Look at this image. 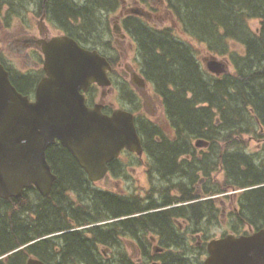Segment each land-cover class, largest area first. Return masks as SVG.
I'll return each instance as SVG.
<instances>
[{"label": "trees", "instance_id": "obj_1", "mask_svg": "<svg viewBox=\"0 0 264 264\" xmlns=\"http://www.w3.org/2000/svg\"><path fill=\"white\" fill-rule=\"evenodd\" d=\"M86 1L87 7L72 3L70 7L51 6L50 9L54 13L58 10L62 22H66L67 16L75 22L77 16H82L85 26L94 33L101 9L112 12L118 1ZM165 1L182 32L203 43L212 54L228 58L233 70L220 76L206 71L194 47L179 38L171 27H152L141 18L136 22L131 20L133 25L126 24L142 62V72L161 98L172 130L169 137L161 135L163 144L155 146L157 170L163 175L167 168L178 167L175 158L185 149L193 151V140L207 141L208 153L202 155L203 176H211L207 166H219L223 171L222 180L215 184L224 190L227 185L233 189L259 185L240 191L237 203L239 218L250 221L255 229L264 228V185H261L264 167L243 150L247 143L242 139L249 131L247 126L255 123L256 118L263 126V133H258L257 137L264 139V0ZM254 18L259 21L257 30L251 29L248 23ZM231 43L240 50L234 49ZM91 49L98 47L92 44ZM11 82L21 90L14 77ZM28 83L30 85V79ZM148 128L146 134L141 125L137 126L144 141L158 131L152 126ZM226 141L225 146L221 145ZM46 158L56 175L47 196L27 188L20 197L0 198V256L21 246L19 251L1 258L0 264H25L30 256L46 264H133L126 255L120 260L103 258L99 245L114 247L103 236L101 227L104 225L73 227L127 216L125 220L109 222L106 227L112 231L118 223H124L125 229L135 224L146 233L167 229L170 210L136 214L143 208L138 204H142V200L120 198L93 187L83 169L59 142L49 146ZM210 186L215 185L210 183ZM164 188L163 185L159 189ZM200 207L204 214L210 204L203 202ZM172 259L166 264H203Z\"/></svg>", "mask_w": 264, "mask_h": 264}, {"label": "flooded vegetation", "instance_id": "obj_2", "mask_svg": "<svg viewBox=\"0 0 264 264\" xmlns=\"http://www.w3.org/2000/svg\"><path fill=\"white\" fill-rule=\"evenodd\" d=\"M117 1L118 6L114 11L107 13L105 9H101L100 18L97 16L95 20L96 31L91 33L85 26L82 16H77L76 22L67 16L66 22H62L58 17V10L54 13L50 9L51 6H71L72 3L77 7L83 5L87 7L86 0H0V31H4V37L0 41V63L8 71L10 80L14 77L21 89L17 88V90L33 100L36 84L45 74L43 42H48L55 36L66 35L82 47L90 49L92 44L97 43L98 49V44L105 47L101 51L114 54L108 57L111 64L108 72L111 86L109 88L96 84L89 86L84 93L86 104L92 106L99 101L102 104V112L108 115L115 108L125 109L133 114L135 125H141L146 134L149 132V126L155 127L158 131L156 130L152 136L148 135L147 141H144V137H140L141 154L122 149L116 158L107 163L108 172L104 178L96 182L90 181V183L103 182L102 188H98L101 191L116 194L120 198L142 200V204L140 202L138 204L143 208L136 214L170 210V222L165 231L160 229L147 233L135 224L130 229H125L124 223H118L116 230L112 231L106 227L110 222L108 220L122 221L127 216L101 219L84 226H105L101 227L103 236L114 247H100L104 259L120 260L126 255L133 264H166L175 257L176 261L188 260L192 263L205 264L204 260L208 256L207 245L211 240L227 234L247 235L258 229H255L256 226L245 218H239L238 192H234L230 185H227V190H224L222 186L221 188L220 185L215 184L216 175L223 172L219 171L218 166L206 167V170L211 172V179L203 176L202 155L208 153L207 147H202L206 145L205 143L198 145L197 141H193L192 145L195 147L193 151L187 152L185 149L175 158L178 167L174 166L169 170L167 168L163 175L157 170V159L154 158L155 146L163 144L161 135L169 137L172 130L165 118L161 98L142 72V62L137 56L135 42L130 38L126 26V24L133 25L138 18H141L150 26L157 27L153 22L157 18L156 9L153 0ZM136 8L144 9L148 12L147 15L141 17L133 13ZM110 14L114 15L112 26L107 19ZM131 20L134 21L133 24ZM107 35H111L113 39H105ZM126 48L127 56L132 50L135 55L134 61L123 60L125 57L123 51ZM6 51L10 52L8 56L4 55ZM28 79L31 80L30 85ZM112 84L120 90V100L123 103L121 106L114 107L113 102L104 99L105 95L111 91ZM148 113H150L149 116ZM263 140L257 139V144L263 146ZM182 147L186 146L182 144ZM121 157H125L126 159L123 160L126 161H122ZM181 162L184 163L181 164ZM136 166L144 168L148 189L129 190L124 187V183L132 181L129 175H124L125 169ZM111 180L119 182L122 186L110 189L107 185ZM210 183H214L215 186L212 188ZM163 185L165 188L159 189ZM209 190L217 191L210 193ZM203 202L210 204L209 210L204 214H202L204 209L200 207ZM125 245L131 248L132 253L129 254L126 251Z\"/></svg>", "mask_w": 264, "mask_h": 264}, {"label": "water", "instance_id": "obj_3", "mask_svg": "<svg viewBox=\"0 0 264 264\" xmlns=\"http://www.w3.org/2000/svg\"><path fill=\"white\" fill-rule=\"evenodd\" d=\"M133 13H147L136 8ZM116 28V26H115ZM45 74L35 87L34 100L16 90L0 63V198L18 197L28 187L45 196L55 180L46 149L59 141L96 181L107 162L121 149L141 154V140L131 112H102L101 102L87 106L84 92L95 83L108 87L111 65L96 49L80 46L62 35L42 43ZM206 69L222 74L227 64L215 57ZM198 145L203 142L197 141ZM205 264H264V228L248 235L227 234L207 245ZM25 264H45L29 257Z\"/></svg>", "mask_w": 264, "mask_h": 264}, {"label": "rangeland", "instance_id": "obj_4", "mask_svg": "<svg viewBox=\"0 0 264 264\" xmlns=\"http://www.w3.org/2000/svg\"><path fill=\"white\" fill-rule=\"evenodd\" d=\"M152 2H153V5H154V7L156 9V15H157V18L155 20H153V22H154V24L157 27H160V28L171 27L179 38L183 39L184 41L189 42L194 47V49H195V51L197 53V57L199 58V60H200L202 65L205 63V60H208L210 57L215 56L219 60H223L224 59L225 61H227V63H228V73L232 72V70H233L232 66L233 65H231V63L228 60V58H223V57H220V56L212 54L211 52H209L207 50L206 46L203 43H200V42H197L196 40H193L192 38H190L189 36H187L186 34H184L182 32V30H181V28L179 26V23L175 19V17L173 16L171 10H169L166 7V1L165 0H153ZM113 16L114 15L110 14L109 17L107 18V19H109L108 22H109L110 26L113 25V21H112V17ZM248 23H249V26H250L251 29L257 30L258 25H259L258 19H255V18L254 19H250L248 21ZM3 32L4 31H0V41H2V39L4 37ZM105 39H107V40L111 39L112 40L113 38L111 37V35H107ZM231 45L233 46L234 49L240 50V47H238L236 44L231 43ZM98 46H100L99 47L100 50H104V48H105V47H101L100 44H98ZM127 51H128L127 48H126L125 51H123L124 52L123 55H125L123 60L127 61V62H132V60L134 61L133 57H135V55L133 54L132 50L129 51L128 56L125 54ZM103 53L106 56H108V57L110 55H112V56L114 55V54H112L110 52H106V51H104ZM9 54H10V52L8 53L7 51L4 53L5 56H8ZM118 55L121 56V53L118 52ZM111 88H112L111 91L108 92L105 95L104 99L106 101L113 102V106L114 107L121 106L123 103L120 100V98H121V95L119 93L120 90L117 88V86L115 84H112ZM149 114L150 113H148V116H149ZM247 116H248V114H247ZM247 128L249 129V131H247V133H244L243 136H242V139L244 141L246 140V143H247V145L244 147L243 150L246 151L247 153H249L254 159H256L257 163L263 165V167H264V145L263 146H259L257 144V139H258L257 135H258V133H260L259 124L257 122L251 123V126H247ZM227 142L228 141H226L224 143H221V145L225 146V144ZM202 147H204V146H202ZM213 149L216 150V143L213 144ZM210 157L212 159L214 158L212 153H211ZM120 159L122 161H126V160H123V159H126L125 157H121ZM215 161L216 160H214V162ZM219 171H222L220 169V167H219ZM125 174L129 175L130 178L132 179L131 182H127V183L123 184L126 189H129V190L139 189L140 190V189H148L149 188L148 182L146 181L144 168L142 166L141 167L136 166V167H133V168L128 167V168L125 169L124 175ZM216 178L220 182L222 180V172H219L216 175ZM103 185H104L103 182H97L96 184H94V186H96L98 188H102ZM107 186L110 189H117L120 186H122V184H120L117 181L111 180L108 183ZM230 190L231 189H229V191ZM229 191H228V193H232V192H229ZM125 249H126V251L129 254L132 253V250H131V248L128 245L127 246L125 245Z\"/></svg>", "mask_w": 264, "mask_h": 264}, {"label": "bare ground", "instance_id": "obj_5", "mask_svg": "<svg viewBox=\"0 0 264 264\" xmlns=\"http://www.w3.org/2000/svg\"><path fill=\"white\" fill-rule=\"evenodd\" d=\"M17 3V2H16ZM16 5V4H15ZM75 13V12H74ZM68 14V13H67ZM71 16H72V13H71ZM96 39V38H95ZM94 42H96V41H94ZM97 44V43H96ZM95 44V45H96ZM100 47V46H99ZM261 185H264V183H262ZM256 186H259V185H249V186H247V190L248 189H251V188H255ZM244 207H246L245 205H244ZM245 209V208H244ZM244 212V211H243ZM245 214V213H244ZM136 216H138V215H136ZM142 216V215H141ZM117 217V216H116ZM255 217V216H254ZM131 218V217H130ZM125 219V218H124ZM256 219V218H255ZM258 220H260V219H258ZM70 231V230H69ZM66 232V231H65ZM34 243V242H33ZM28 246V245H27ZM19 251V250H18ZM11 253H13V252H9V254H11ZM121 259V258H120ZM115 264V263H114Z\"/></svg>", "mask_w": 264, "mask_h": 264}]
</instances>
